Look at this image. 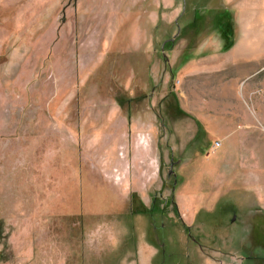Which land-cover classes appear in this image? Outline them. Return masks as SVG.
Returning a JSON list of instances; mask_svg holds the SVG:
<instances>
[{
  "label": "rangeland",
  "instance_id": "obj_1",
  "mask_svg": "<svg viewBox=\"0 0 264 264\" xmlns=\"http://www.w3.org/2000/svg\"><path fill=\"white\" fill-rule=\"evenodd\" d=\"M112 5L62 0L60 10L29 19L52 22L54 56L51 41H43L39 57L0 60V264H218L234 263L228 254L252 257L258 235L245 220L264 198V60L242 85L217 72L208 45L219 38L210 10L221 0ZM14 10L1 8L0 22L22 25L25 15L14 20ZM21 25L20 36L27 32ZM164 103L191 105L203 125L193 134L188 129L181 138L187 145L173 155L159 111ZM137 119L159 126L165 189L154 194L156 209L149 205L142 215L117 208L105 188L120 173L124 153L110 126ZM216 143L221 147L212 154ZM195 202L197 221L189 229L183 214L192 217ZM243 241L251 252H242Z\"/></svg>",
  "mask_w": 264,
  "mask_h": 264
},
{
  "label": "crops",
  "instance_id": "obj_2",
  "mask_svg": "<svg viewBox=\"0 0 264 264\" xmlns=\"http://www.w3.org/2000/svg\"><path fill=\"white\" fill-rule=\"evenodd\" d=\"M53 1L0 0V9H15L14 20L17 19L16 16L19 14H24L25 20H27H24L22 25L14 22L12 25L8 24L7 26L5 23L0 22V60L39 57V46L43 41H51L53 47L48 54L49 56H54L55 49L57 48V41H55L54 37L57 35V31L52 25V22L48 23L43 18L37 22L29 21L30 17L38 14V12L48 13L53 11V9L60 10L62 0H56L55 3ZM81 1L74 0L75 5H79ZM109 2L113 4L112 6H126L128 3L130 5H142L144 2L147 5L149 0H109ZM221 5L217 9L210 10L211 17L215 22V32L219 35L216 44L208 45L209 50L212 52L210 56L214 57L213 61L215 65H218L217 72H228V76L232 82H235L237 85H242L251 75L250 67L259 62L263 63L264 60V0H221ZM20 25L23 26L21 31H27L21 36L16 31ZM14 30L16 32L12 34ZM22 36L25 38H22ZM222 56L225 59L220 64ZM252 73L255 74L256 71ZM190 109L194 110L191 105L183 104L182 107L180 103L173 106V108L165 103L160 107L159 111L164 113V123L162 126L168 129L167 141L172 155L178 147L180 149V147L187 145V142L183 144L181 138L187 133L186 131L188 129L193 134L196 125L200 128L203 126L193 114L189 113ZM149 111L155 118L157 117V111H155L154 105L149 107ZM181 119H188L191 122L187 124L184 122L177 123ZM125 121L126 119L124 118V123ZM223 125L227 126L226 124ZM126 126H110V133H118L117 141L119 142L121 151L124 149V153L121 152L120 154V173L114 175L111 181L108 180L110 183H107L105 188L109 194L108 196L115 198L117 208L129 207V212L130 210H138L133 212V214H147L149 205H155L153 206L155 207L154 209L158 205L154 194L165 190L162 183V172L160 170L163 156L159 153V148L162 146V141H158L159 126L153 122H146L141 119H137L131 125L127 124ZM127 128L130 129L127 131ZM131 145L133 146L132 153H130ZM252 152L253 150L251 149L250 153H245L244 156L251 155ZM115 154L112 150L111 155L115 156ZM112 160V165H115L114 163L117 160L114 158ZM177 163L181 164L182 161H178ZM234 174L235 171L233 170L230 176H227V180H233L232 177ZM170 180L171 178H169ZM174 180V186H176L174 192H176L177 176H175ZM165 202L166 204L172 202V205H178L177 209L180 208V203H177L175 199L172 201V198L166 197ZM198 203L195 202L196 205L193 208L192 217L185 213L183 214V220H186L187 224L186 228H193L196 224L198 215L195 212L199 207ZM208 203L200 202L202 204L201 206H208ZM245 225L256 231L258 235L257 242H254L256 246L253 250V256L242 258L236 254H228L227 257L234 256V258L231 257L234 259V263L227 259L215 260L214 263L264 264V198H257L256 205L245 220ZM29 228L25 230L27 231ZM242 244V252H251V249L247 250L248 248L244 244V241ZM52 250L50 251L51 256L53 255ZM45 251L42 252V255L46 253L49 256V253ZM32 256V252H29L27 258Z\"/></svg>",
  "mask_w": 264,
  "mask_h": 264
},
{
  "label": "built area",
  "instance_id": "obj_3",
  "mask_svg": "<svg viewBox=\"0 0 264 264\" xmlns=\"http://www.w3.org/2000/svg\"><path fill=\"white\" fill-rule=\"evenodd\" d=\"M221 147L220 143H216L215 146H213L212 148V154H215V152H217V150Z\"/></svg>",
  "mask_w": 264,
  "mask_h": 264
},
{
  "label": "trees",
  "instance_id": "obj_4",
  "mask_svg": "<svg viewBox=\"0 0 264 264\" xmlns=\"http://www.w3.org/2000/svg\"><path fill=\"white\" fill-rule=\"evenodd\" d=\"M177 208V207H176Z\"/></svg>",
  "mask_w": 264,
  "mask_h": 264
}]
</instances>
